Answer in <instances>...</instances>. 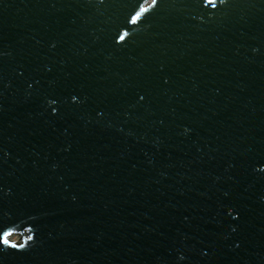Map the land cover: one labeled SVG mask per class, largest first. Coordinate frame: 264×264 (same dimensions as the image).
<instances>
[{"label":"water","instance_id":"1","mask_svg":"<svg viewBox=\"0 0 264 264\" xmlns=\"http://www.w3.org/2000/svg\"><path fill=\"white\" fill-rule=\"evenodd\" d=\"M3 232L0 264H264V0H0Z\"/></svg>","mask_w":264,"mask_h":264},{"label":"snow or ice","instance_id":"2","mask_svg":"<svg viewBox=\"0 0 264 264\" xmlns=\"http://www.w3.org/2000/svg\"><path fill=\"white\" fill-rule=\"evenodd\" d=\"M141 11H143V9H141ZM137 15H139V13H137ZM133 19L135 20L136 17H133ZM9 236L8 232H3L2 234H0V242H2L5 245L9 244V241L7 239V237ZM11 247H22L21 245H11Z\"/></svg>","mask_w":264,"mask_h":264},{"label":"rangeland","instance_id":"3","mask_svg":"<svg viewBox=\"0 0 264 264\" xmlns=\"http://www.w3.org/2000/svg\"><path fill=\"white\" fill-rule=\"evenodd\" d=\"M20 234H12L10 236L7 237L8 240L10 241H15V242H20L22 237L20 236Z\"/></svg>","mask_w":264,"mask_h":264}]
</instances>
